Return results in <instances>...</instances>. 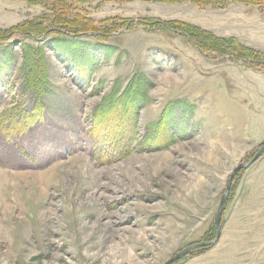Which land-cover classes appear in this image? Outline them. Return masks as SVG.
I'll use <instances>...</instances> for the list:
<instances>
[{
    "label": "rangeland",
    "instance_id": "rangeland-1",
    "mask_svg": "<svg viewBox=\"0 0 264 264\" xmlns=\"http://www.w3.org/2000/svg\"><path fill=\"white\" fill-rule=\"evenodd\" d=\"M67 3L0 0V264H163L214 238L231 171L264 143V5ZM133 78L150 83L143 106L106 98ZM220 227L171 264H264V153L234 176Z\"/></svg>",
    "mask_w": 264,
    "mask_h": 264
},
{
    "label": "trees",
    "instance_id": "trees-1",
    "mask_svg": "<svg viewBox=\"0 0 264 264\" xmlns=\"http://www.w3.org/2000/svg\"><path fill=\"white\" fill-rule=\"evenodd\" d=\"M54 4L56 5V7H58L62 13H65V11L69 8V5L67 3V0H53ZM160 1H181V0H160ZM195 5L198 6H203V5H217V6H221L223 5L224 2H240V3H246L249 5H257V6H263L264 5V0H187ZM55 23L59 26H62L65 29H70V32H86L89 29L80 24H76L73 23L71 20L68 22L66 21L65 18H63L62 16H58L55 19ZM75 25H73V24ZM174 22H167L166 26H170L171 28H173L176 32H180L182 34H184L185 36L189 37V39L191 40V42H193V44L195 46H197L199 49H213L215 51H220L221 49H227L229 52H227L226 54H230L232 57H234L235 59H240V57L243 58H251V60H254L253 62H260L261 60L264 61V57L262 54L259 53V55L261 56L260 61L258 60V58H253V53L251 50L248 49H252V48H248L245 47L243 45H241L240 43H238L234 38L228 37H218V36H214L211 34V32L206 31V30H201L195 26L186 24V23H178L179 27H174L171 26L170 24H172ZM57 28H53L52 31H56ZM26 32H28V30H25ZM205 40V41H200L199 40ZM198 41V43L196 42ZM206 43V44H205ZM60 46V45H58ZM235 49H237L238 51H236ZM245 61V60H244ZM31 65L26 66V68H24V74L28 77V79L30 80L31 76H29L31 74L30 70H31ZM139 75V74H138ZM142 75V74H140ZM135 78V77H134ZM134 78L133 80L128 84V86L126 87V91H124L120 96L121 97H113V96H107L106 98H110L109 100L115 103H120V100L122 98H125L127 96L131 95V100L133 102L136 103H140L137 107L134 108V110H136V108H138L139 106H143V104L145 103V88L146 86H148L150 83L148 82L147 79H145L142 82H136L134 83ZM30 81H28V85ZM145 83V87L144 84ZM42 84L41 83L38 88L41 87L42 89ZM31 88L34 87V85L30 86ZM214 229V228H213Z\"/></svg>",
    "mask_w": 264,
    "mask_h": 264
},
{
    "label": "water",
    "instance_id": "water-1",
    "mask_svg": "<svg viewBox=\"0 0 264 264\" xmlns=\"http://www.w3.org/2000/svg\"><path fill=\"white\" fill-rule=\"evenodd\" d=\"M263 153H264V143L262 144L260 149L255 153V155L248 162L239 163L231 171L229 179H228L227 184H226L225 191H224V193L221 196L220 202H219L218 207H217V209L215 211V214H214V219H213V228H214V231H215L214 238L211 239V240H208V241H201L199 243H195V244H192V245H189V246L183 248L182 250L177 252L175 255H173L170 259H168L163 264H171V263L175 262L176 260H178L179 258L183 257L184 255L192 252L195 249L198 250V249L208 248V247L214 245L218 241V239L220 237V233H221L220 218H221L222 211L224 209V205H225V203L227 201L229 187H230V184H231L234 176L236 175V173L238 171H240L242 169H245L250 164L255 162Z\"/></svg>",
    "mask_w": 264,
    "mask_h": 264
}]
</instances>
